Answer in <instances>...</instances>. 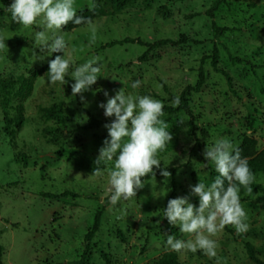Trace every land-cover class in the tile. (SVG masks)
Segmentation results:
<instances>
[{"label":"rangeland","instance_id":"374dc122","mask_svg":"<svg viewBox=\"0 0 264 264\" xmlns=\"http://www.w3.org/2000/svg\"><path fill=\"white\" fill-rule=\"evenodd\" d=\"M75 0L76 13L90 9V3L103 5L111 15L92 21L96 39L91 41L88 24L55 35H63L71 57L69 74L64 83L52 84L38 77L25 97H11L7 118H14L17 105L22 106L23 125L13 140L4 132V112L0 101V245L1 264H74L83 251V239L92 225L94 214L110 191L108 169L114 161L101 165L103 173L92 175L94 161L103 141L108 138L104 127L115 117H106L101 103L124 87L126 94L150 96L164 105L173 106L187 87L195 84L200 68L205 84L192 93L189 105L195 116V130L189 133L190 118L185 113L163 117L173 140L158 154L161 168L158 177L144 181V187L129 200L121 199L107 207L98 232L90 243L85 264H152L167 252L168 235L194 239L162 217L168 198L190 196L199 206V197L190 194L191 186L202 180L206 185L217 175L214 163L203 152L219 139L228 138L238 146L244 136L257 140L264 148V0H225L213 18L206 11L215 0ZM14 0H10V5ZM9 5V6H10ZM7 6L0 1V35L5 40L24 38L19 46L0 49V76H28L49 63L54 53L35 45V33L42 30L43 17L24 27L12 20ZM92 9V8H91ZM225 28L213 30L212 24ZM54 34L50 31L51 40ZM130 37L145 42L169 39L167 45L140 57L146 47L137 44L117 45L100 50L110 41ZM5 42V41H4ZM218 51L217 66L211 65L213 49ZM63 55V53H60ZM98 57L100 72L91 89L73 96L75 83L71 73L92 58ZM67 80H70L71 84ZM140 82L138 88L132 84ZM18 88V86H16ZM235 91L237 96L232 93ZM62 104L60 117L46 119L43 109ZM103 121L94 130H79L88 117ZM115 159V158H114ZM167 165L171 176L161 175ZM251 195L242 186L241 203L249 224L245 233L225 226L215 236L217 255L210 258L202 250L177 253L179 264H256L247 245L264 264V175H254ZM73 191L91 198L55 201L40 197L41 192L62 194Z\"/></svg>","mask_w":264,"mask_h":264},{"label":"clouds","instance_id":"9594fccd","mask_svg":"<svg viewBox=\"0 0 264 264\" xmlns=\"http://www.w3.org/2000/svg\"><path fill=\"white\" fill-rule=\"evenodd\" d=\"M74 2L75 0H14L7 7L12 20L24 27L36 24L37 19L43 17L42 30L35 33V45L49 55L63 53L49 61L46 75L52 84L64 83L72 63L65 37L55 33L69 22L77 25L87 23L91 29V41L96 39L91 18L77 16ZM89 7L94 8L95 4L90 3ZM50 31L54 34L51 40ZM4 41V36L0 35V49L7 47ZM98 60V57L92 58L71 73L75 80L71 85L72 94H81L82 102V93L90 90L98 80ZM139 86V81L132 84L134 89ZM114 91V96H109L105 91L107 102L99 105L104 109L106 117L115 119L104 125L108 130V138L99 149L92 174L102 175L101 165L114 161V167L108 169L112 204L137 195V191L144 187L142 178L149 174L155 175L154 166L161 168L158 154L173 140L168 123L161 119L164 116V104L160 100L150 96L126 94L124 87ZM179 103V97H176L173 106H178ZM203 155L208 162L214 163L219 175L210 185L200 180L198 184L191 186L190 194L199 197V206L190 202V196L173 198L168 201L162 217L167 218L171 225H179L182 233L194 235V239L188 240L168 235L166 243L171 250L177 253L202 250L205 255L213 258L217 255V243L210 237L228 225L233 226L237 233L248 231V216L241 203L240 190L243 186L247 194L251 195L250 185L255 177L247 159L242 158L240 149L228 138L217 140L211 147L207 145ZM161 175L166 181L171 176L167 165L161 169Z\"/></svg>","mask_w":264,"mask_h":264},{"label":"trees","instance_id":"16d2710c","mask_svg":"<svg viewBox=\"0 0 264 264\" xmlns=\"http://www.w3.org/2000/svg\"><path fill=\"white\" fill-rule=\"evenodd\" d=\"M4 2L7 6L10 5V0H0ZM225 3V0H215L214 3L210 6V8L206 11V15L209 18H213L215 11ZM112 10L117 9V1L113 0L111 4ZM111 15L110 12H107L104 8L103 5H96L92 9H87L80 11L77 13V16L85 17V18H91V20H95L101 16H108ZM0 16H4V12L0 11ZM87 23H82V24H75L73 22H69L66 26L62 28L63 31L69 32L71 30L80 28ZM212 28L214 31L218 33H223L226 29L225 28H218L214 23L212 24ZM24 38H12V39H7L5 40V44L8 47H14V46H19L23 43ZM124 44H137L140 46L146 47V51L144 54L140 57V59L143 61L146 59L148 52L158 49L161 47H165L167 45H176L178 44L177 42L169 39H162V40H157L154 42H145L141 39H133L130 37H126L121 40L117 41H110L105 43L104 45L100 46L99 49H107L111 48L117 45H124ZM57 55H60V53H54L53 57L51 60H54ZM211 58V65L213 69L221 73L226 81L228 86L231 88V79L229 75L218 68L217 66V60H218V51L216 48L213 49L212 55L210 56ZM49 71V63L43 65L37 70L32 71L28 76L20 75L17 77H12V76H0V101H1V106L4 112V120H5V126H4V132L6 133L7 136L13 140L15 137V131L21 129L23 125V116H22V106L17 105L14 110L16 111V116L14 118H7V113H8V104L10 102L11 97H25L27 96L30 91L32 90L33 84L35 80L40 77L44 76L45 79L49 82L48 76L46 75L47 72ZM69 84H71L70 80H67ZM205 84V72L203 71L202 68L199 69L198 71V77L194 85L192 86H187L179 95V105L178 106H168L164 105V116L163 117H176L180 113H185L189 118H190V123H189V133L193 134L195 130V116L193 114V111L190 108L189 105V98L192 93H198L204 86ZM18 86V88H16ZM234 95L237 96L235 91H232ZM62 111V104H57L53 105L49 108L43 109V114L45 115L46 119H56L60 117ZM161 117V119L163 118ZM103 125V121L98 120L91 115L88 117V122L86 125L79 127V130H84V131H89V130H94L98 129ZM240 149L241 156L242 158H246L249 168L253 175L255 174H263L264 175V148L259 150L258 149V143L257 140L252 137V136H244L238 146H236ZM154 174H149L148 176L142 178L143 181H149L152 180L156 177H158L159 170L154 171ZM174 172L175 170H171L172 173V181L171 184L173 186V191L170 194L168 201L170 199H173L175 196V183H174ZM227 185V182H226ZM242 189V186H241ZM112 192H109V194L103 198V205L102 207L97 210L94 214L93 222L89 230L86 232L84 235L83 239V251L80 259L76 261L74 264H85L87 257L90 254V243L92 239L94 238L95 234L98 232L100 224H101V218L103 215L104 210L111 205V197ZM70 197L72 199H79L82 197L85 198H91V196H83L80 195L76 192L73 191H64L62 194H54V193H45L41 192L40 197L48 199L50 201H55L61 197ZM168 204V202H167ZM167 204L165 208L167 207ZM247 251L249 254V258L256 264H261V262L255 257L254 251L250 245H247ZM1 253H2V246L0 245V258H1ZM0 264H1V259H0ZM152 264H179L178 261V255L173 252V251H167L163 253L158 260L153 262Z\"/></svg>","mask_w":264,"mask_h":264}]
</instances>
